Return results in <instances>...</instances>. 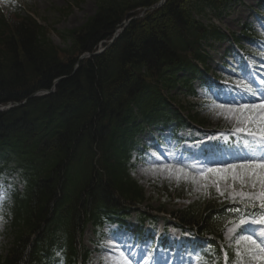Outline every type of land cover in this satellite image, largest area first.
<instances>
[{
    "label": "trees",
    "instance_id": "trees-1",
    "mask_svg": "<svg viewBox=\"0 0 264 264\" xmlns=\"http://www.w3.org/2000/svg\"><path fill=\"white\" fill-rule=\"evenodd\" d=\"M160 1L96 0L83 26L61 33L66 49L32 14H10L0 1V107L19 105L0 113V174H19L25 185L13 199L12 246L0 264H84L88 224L123 222L132 213L156 222L166 214L144 207L130 162L134 152L142 156L139 137L150 127L178 131L187 124L169 95L182 88L197 96L193 82L203 76L197 64L210 60L205 47L227 39L204 21L222 18L235 2L166 0L145 11ZM121 28L103 54L80 60ZM188 116L201 122L190 110ZM236 207L210 191L171 216L211 237V258L220 264L217 245L228 222L238 220Z\"/></svg>",
    "mask_w": 264,
    "mask_h": 264
},
{
    "label": "rangeland",
    "instance_id": "rangeland-1",
    "mask_svg": "<svg viewBox=\"0 0 264 264\" xmlns=\"http://www.w3.org/2000/svg\"><path fill=\"white\" fill-rule=\"evenodd\" d=\"M2 5L9 9V13L14 15V12H27L32 14L41 25H43L54 42V44L61 49L69 47V43L63 41L61 33L64 31L78 29L86 22V20L93 16L97 10L96 0H0ZM264 0H242L241 4L233 7L227 16H223L219 21L220 28L225 29L235 35H240L245 25H251L256 28L258 33L264 36V7H260L259 3ZM12 15V16H13ZM218 23L214 19L210 22L205 20V24ZM245 47L256 49L257 46H249L244 43ZM264 49V46L262 47ZM231 49V51H229ZM234 50V52L232 51ZM229 51V53L227 52ZM264 54V51L262 52ZM229 54V56H226ZM243 57L245 55L238 53L237 49L232 48L228 43H218L211 48L212 63L210 65V77L214 79V75L221 76L218 82L232 83L239 78L247 75L256 82V86L260 87V81H264V59L261 56L256 58L250 56L248 58L249 64H244ZM226 69L224 70V67ZM242 66V68H241ZM250 66V67H249ZM228 69V70H227ZM246 69L250 74H246ZM254 71V72H253ZM236 72V74H234ZM252 72V73H251ZM261 74V75H259ZM257 80V81H256ZM195 87L199 90L200 82L195 83ZM177 101L180 105H186L187 98L183 97L184 91H179ZM177 91L172 95H177ZM212 91L207 98H197L194 100L201 106L195 108L198 112L197 117L199 120L205 121L203 128L197 127L195 130H186L181 133V137L185 138V142L179 149L170 153L165 149L156 148L150 136L143 138V145H148L149 149L143 159L139 160L136 168L132 171V178L136 180L139 185L144 189L146 203L145 206L151 207L153 210H164L166 213L174 212L177 210L185 209L197 198L202 196L205 192H214L222 198H226L231 202L233 196L243 191L245 193L252 191L247 185L241 187L239 181L233 182L231 174L225 169L219 174L209 173L205 170L204 175H195V169L192 171L187 170L188 165L195 164L197 169H206L207 167L223 169L224 165L219 164L223 161L225 156L230 159L232 152L226 150L221 159L215 160L216 156H208L211 162L208 164H199V159L192 161L191 156H196L201 153V150L210 149L212 143L221 139L217 145L228 144L230 145V138L236 137L232 134V123L223 117H217L210 113L207 105L213 101ZM184 98V100H183ZM184 102H183V101ZM189 101V99L187 100ZM177 102V103H180ZM190 109V107H188ZM219 111V110H218ZM207 133V136L200 134L201 130ZM215 131V132H214ZM213 132V133H212ZM222 132L224 134H219ZM228 132V133H227ZM230 136H227L229 135ZM218 136L220 138H215ZM193 138H197L192 140ZM198 141V142H197ZM173 145L177 143L172 142ZM231 147V146H229ZM148 156V157H147ZM136 154L134 156V159ZM156 164H171L185 166L184 173L174 172L170 173L167 170L156 169L155 172L151 171L152 165ZM228 163V162H227ZM231 163H239V161H232ZM182 175L188 177L187 179L177 180L176 176ZM9 183L0 179V216L3 221L0 222V257H4L12 246L11 232L9 229V219L7 217V187ZM182 194V195H180ZM238 198V197H237ZM135 217V216H133ZM160 221L166 220L162 216L159 217ZM135 219H131L134 221ZM162 228V225L159 226ZM159 228V229H160ZM255 231L260 230L259 225L253 226ZM117 226L104 227L100 231H96L92 226L87 229L83 245L91 252L90 261L88 264H105V260H115L118 258V251L110 250V245L119 241L126 245L124 251L130 256L133 264H144L148 258V249L137 250L133 244L130 235L122 230L121 233L115 234ZM112 231V235H108ZM149 234V233H148ZM152 235H155L154 233ZM157 237L158 233H156ZM155 235V236H156ZM116 241H113V237ZM228 232L225 234V239L228 243L231 242L228 238ZM166 262L170 261V257H165ZM165 262V261H164Z\"/></svg>",
    "mask_w": 264,
    "mask_h": 264
},
{
    "label": "snow or ice",
    "instance_id": "snow-or-ice-1",
    "mask_svg": "<svg viewBox=\"0 0 264 264\" xmlns=\"http://www.w3.org/2000/svg\"><path fill=\"white\" fill-rule=\"evenodd\" d=\"M259 83L260 87H256L254 80L247 75L231 84L226 83L225 88L213 94L215 99L207 105L210 113L232 123L231 132L237 137L239 147L243 150V154L239 151L235 154V158L240 162H228L223 169H197L195 164L187 166L188 171L196 170L195 175H204L205 170L219 174L226 169L233 182L239 181L241 187L247 185L252 189L247 193L241 191L232 197L234 202L240 205L231 209L238 214V220H230L228 223L232 227L227 228V238L234 245L232 264H264V81ZM235 89L239 91H234ZM157 168L173 174L186 171L182 165L156 163L152 165L151 171L155 172ZM176 178L180 180L188 177L177 175ZM2 221L3 217L0 216V222ZM255 225L260 226L259 231L245 234L248 228ZM112 239L116 241L115 236ZM109 247L110 250L118 251V258L106 259L105 264H133L130 256L123 250L126 245L116 241ZM222 256L223 264H229L228 252L223 251ZM144 264L159 262L153 255L148 254Z\"/></svg>",
    "mask_w": 264,
    "mask_h": 264
},
{
    "label": "water",
    "instance_id": "water-1",
    "mask_svg": "<svg viewBox=\"0 0 264 264\" xmlns=\"http://www.w3.org/2000/svg\"><path fill=\"white\" fill-rule=\"evenodd\" d=\"M165 3V0H162L157 6L152 7L151 10H155L156 8L161 7ZM59 81H56L55 85L58 84Z\"/></svg>",
    "mask_w": 264,
    "mask_h": 264
}]
</instances>
